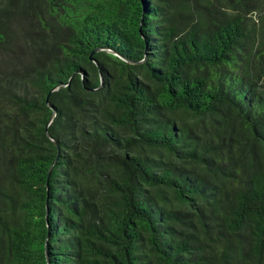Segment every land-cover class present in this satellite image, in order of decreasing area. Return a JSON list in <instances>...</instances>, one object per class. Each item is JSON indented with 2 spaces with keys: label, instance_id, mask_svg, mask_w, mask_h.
I'll use <instances>...</instances> for the list:
<instances>
[{
  "label": "trees",
  "instance_id": "1",
  "mask_svg": "<svg viewBox=\"0 0 264 264\" xmlns=\"http://www.w3.org/2000/svg\"><path fill=\"white\" fill-rule=\"evenodd\" d=\"M0 264H264V0H0Z\"/></svg>",
  "mask_w": 264,
  "mask_h": 264
},
{
  "label": "rangeland",
  "instance_id": "2",
  "mask_svg": "<svg viewBox=\"0 0 264 264\" xmlns=\"http://www.w3.org/2000/svg\"><path fill=\"white\" fill-rule=\"evenodd\" d=\"M257 16H254V18H256Z\"/></svg>",
  "mask_w": 264,
  "mask_h": 264
}]
</instances>
